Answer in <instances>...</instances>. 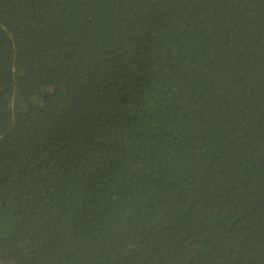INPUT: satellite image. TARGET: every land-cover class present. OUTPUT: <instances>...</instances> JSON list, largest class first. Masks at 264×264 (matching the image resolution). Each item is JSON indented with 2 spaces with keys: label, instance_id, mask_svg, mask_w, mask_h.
Wrapping results in <instances>:
<instances>
[{
  "label": "trees",
  "instance_id": "1",
  "mask_svg": "<svg viewBox=\"0 0 264 264\" xmlns=\"http://www.w3.org/2000/svg\"><path fill=\"white\" fill-rule=\"evenodd\" d=\"M0 264H264V0H0Z\"/></svg>",
  "mask_w": 264,
  "mask_h": 264
}]
</instances>
